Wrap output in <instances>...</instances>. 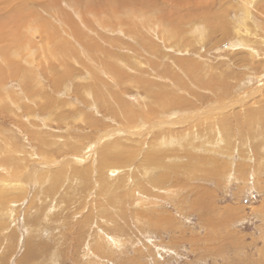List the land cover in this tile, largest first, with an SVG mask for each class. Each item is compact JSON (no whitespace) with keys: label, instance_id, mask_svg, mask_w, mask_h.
<instances>
[{"label":"rangeland","instance_id":"374dc122","mask_svg":"<svg viewBox=\"0 0 264 264\" xmlns=\"http://www.w3.org/2000/svg\"><path fill=\"white\" fill-rule=\"evenodd\" d=\"M263 14L0 0V264H264Z\"/></svg>","mask_w":264,"mask_h":264},{"label":"bare ground","instance_id":"6f19581e","mask_svg":"<svg viewBox=\"0 0 264 264\" xmlns=\"http://www.w3.org/2000/svg\"><path fill=\"white\" fill-rule=\"evenodd\" d=\"M17 6H18V5H17ZM13 8H14V7H13ZM17 8H18V7H17ZM17 8H16V10H17ZM225 8H226V7H225ZM18 9H19V8H18ZM257 9H258V8H257ZM261 9H263V8H261ZM261 11H262V10H260V12H261ZM11 12H12V11H11ZM15 12H16V11H15ZM18 12H19V11H18ZM228 12H229V11H228ZM246 12H247V11H246ZM258 12H259V11H258ZM1 13H3V12L1 11ZM16 13H17V12H16ZM3 15H4V13H3ZM263 15H264V14H263ZM1 16H2V15H1ZM0 19H1V18H0ZM185 19H186V18H185ZM186 20H187V19H186ZM142 21H143V20H142ZM223 22H224V20H223ZM225 32H226V31H225ZM161 33H162V32H161ZM213 34H214V33H213ZM213 34H212V35H213ZM238 34H239V33H238ZM6 40H7V39H6ZM15 40H16V39H15ZM241 40H242V39H241ZM240 42H241V41H240ZM17 43H18V42H17ZM231 43H233V42L231 41ZM243 43H244V42H243ZM260 44H261V43H260ZM0 47H1V46H0ZM15 48H16V47H15ZM56 48H57V47H56ZM9 50H10V49H9ZM15 50H16V49H15ZM1 54H2V53H1ZM83 79H84V78H83ZM83 84H84V83H83ZM80 85H81V84H80ZM76 86H79V85H76ZM55 87H56V86H55ZM90 87H91V85H90ZM80 88H82V85H81ZM92 88H93V86H92ZM90 90H92V89H90ZM95 90H96V89H95ZM76 92H77V91H76ZM90 92H91V91H90ZM90 92H89V93H90ZM84 93H85V92H84ZM84 93H83V94H84ZM83 94H82V95H83ZM90 94L92 95V92H91ZM90 94H89V95H90ZM84 95L87 96L86 93H85ZM86 96H85V97H86ZM98 96H99V95H98ZM158 96H159V95H158ZM87 97H88V96H87ZM76 98H77V97H76ZM156 99H157V98H156ZM122 104H123V106H125L124 103H122ZM59 105H60V104H59ZM43 108H44V107H43ZM128 108H129V107H128ZM128 115H129V114H128ZM120 127H122V126H120ZM133 127H134V126H133ZM136 128H137V127H136ZM103 131H104V130H103ZM106 131H107V130H106ZM133 131H134V130H133ZM124 133H125V132H124ZM100 136H101V135H99V137H100ZM97 137H98V136H97ZM94 145H95V144H94ZM109 149H110V148H109ZM104 155H105V154H104ZM117 157H118V156H117ZM123 159H124V158H123ZM79 162H81V161H79ZM101 162H102V161H101ZM103 163H104V161H103ZM109 166H110V165H109ZM105 167H106V166H105ZM119 168H120V167H119ZM102 177H103V176H102ZM101 179H102V178H101Z\"/></svg>","mask_w":264,"mask_h":264}]
</instances>
